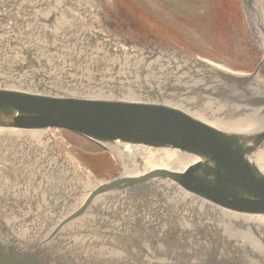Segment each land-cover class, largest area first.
I'll return each mask as SVG.
<instances>
[{
    "label": "water",
    "instance_id": "1",
    "mask_svg": "<svg viewBox=\"0 0 264 264\" xmlns=\"http://www.w3.org/2000/svg\"><path fill=\"white\" fill-rule=\"evenodd\" d=\"M6 1V14L0 19L4 24L0 26V129L27 132L55 125L81 134L107 149L126 143L144 144L153 148L178 149L180 155L189 161L182 171L155 170L140 177L115 178L109 182L86 172L81 178L79 192L90 197L88 202L101 201L95 197L99 193L119 191L128 197H138L140 204L144 199L149 202L145 205H165L175 214L179 195L188 194L193 195L198 204L216 210L264 215V168L257 160V154L264 148V75L259 74V68L264 64V25L254 0H240L251 35L260 43L263 52L262 60L252 73L238 75L192 61L176 73L174 70L169 74L165 70L164 77L151 85L146 70L138 77H122L130 80V84L99 69L92 75L85 73L79 77L74 74L70 67L79 68L74 56L87 62L94 61L91 56L94 54H89L87 46L89 39L92 40L88 37L87 26L103 30L97 19L86 25L90 18L85 15L83 19L80 12L75 17L77 21L66 24L62 16L65 13L70 15V11L63 5L64 12L55 14L59 21L55 28L81 31L75 37L71 35L70 40L75 44L72 50H64L62 45L67 43L63 38L57 39L52 19L48 20L50 13L42 9L43 0ZM46 1L44 9L50 5V0ZM104 12L105 8L101 6L97 14L104 16ZM48 26L52 31L46 30ZM123 85L129 86L126 92L115 91ZM225 109L234 113L241 110L254 112L255 124L259 125L253 133H236L209 124L198 115L205 114L212 120L218 116L214 111L224 112ZM24 138L32 149L34 143L47 141L39 130L25 133ZM2 145H6L4 140ZM139 149L144 154L141 167L132 161L120 160L122 170L142 174L152 167H185L177 153ZM5 155L11 162L16 160L15 153L8 148ZM42 159L46 165L52 162L46 153L42 154ZM21 164V169H25L22 174L27 179L36 186L47 188L32 164L26 165L27 168ZM12 165L19 168L17 160ZM61 171L64 172L63 178L73 176L78 179L70 165ZM55 172L58 180L61 179L62 174ZM58 180L50 179L49 184L55 185ZM49 188L47 204L56 207L65 218L55 226L52 234L37 242L25 245L15 243L11 234L7 239L1 237L0 264H77L79 260L64 248L65 243L63 247L59 242L60 235L67 236L63 230L66 224L73 220L87 228L89 233L82 235L86 242L90 234L96 238L104 231L103 225L97 223L101 218H96L94 224L97 227L89 225L87 216L81 212L82 206L60 203L59 194L53 193L52 189L50 192ZM76 189L65 184L63 193L73 197ZM17 191L21 192L19 186ZM23 196H26V190ZM103 197L108 202L111 200L108 195ZM103 207V212H112L110 203ZM120 209L128 215L123 207ZM179 215L177 213L171 219L177 221ZM165 226L167 236L172 239V221H166ZM167 236L161 235V238L167 240ZM254 253H258V249H254ZM241 257L243 264H258L247 255ZM208 262L217 264L211 260Z\"/></svg>",
    "mask_w": 264,
    "mask_h": 264
},
{
    "label": "rangeland",
    "instance_id": "2",
    "mask_svg": "<svg viewBox=\"0 0 264 264\" xmlns=\"http://www.w3.org/2000/svg\"><path fill=\"white\" fill-rule=\"evenodd\" d=\"M139 2L145 3L151 15L174 31L177 41L184 42V45L191 44L194 49L204 53V56L219 61L226 68L236 70L248 66L250 60L237 53L236 45L240 44L241 38L244 44V38L240 34L241 23L231 21L232 14L229 17L230 8L235 6L234 15H238L237 5H234L236 0H138ZM145 4L141 6L144 7ZM125 19L124 17L123 21L127 23L128 20ZM214 20L218 30H212ZM220 34L221 37L216 36ZM56 133L79 149L99 151L96 146L74 134L63 131Z\"/></svg>",
    "mask_w": 264,
    "mask_h": 264
},
{
    "label": "bare ground",
    "instance_id": "3",
    "mask_svg": "<svg viewBox=\"0 0 264 264\" xmlns=\"http://www.w3.org/2000/svg\"><path fill=\"white\" fill-rule=\"evenodd\" d=\"M126 4H128V3L126 2ZM261 7L263 8V4L262 3H261ZM78 166H79V164H78ZM79 167H81V166H79ZM88 173H90V171ZM90 174L93 175L94 177H96L97 179H106L104 177V175L102 174V171L101 170H94Z\"/></svg>",
    "mask_w": 264,
    "mask_h": 264
}]
</instances>
